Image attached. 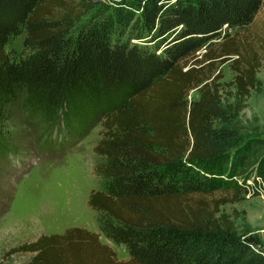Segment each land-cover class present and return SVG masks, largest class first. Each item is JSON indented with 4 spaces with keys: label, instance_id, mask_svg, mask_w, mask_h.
<instances>
[{
    "label": "trees",
    "instance_id": "trees-1",
    "mask_svg": "<svg viewBox=\"0 0 264 264\" xmlns=\"http://www.w3.org/2000/svg\"><path fill=\"white\" fill-rule=\"evenodd\" d=\"M263 3L0 0V156L16 158L6 132L15 110L44 126L45 153L102 127L93 150L103 188L87 199L99 233L41 235L20 249L32 254L24 264H264V244L238 237L220 212L240 200L234 178H264V141L230 127L261 85L264 44L245 32ZM21 35L13 57L7 46ZM227 62L234 100L222 103L214 72Z\"/></svg>",
    "mask_w": 264,
    "mask_h": 264
},
{
    "label": "rangeland",
    "instance_id": "rangeland-1",
    "mask_svg": "<svg viewBox=\"0 0 264 264\" xmlns=\"http://www.w3.org/2000/svg\"><path fill=\"white\" fill-rule=\"evenodd\" d=\"M245 34L253 37L250 45L264 44V3ZM22 42V35L12 38L8 53L18 57L23 51ZM216 74H221L219 82L224 85L220 92L222 103L233 102L225 86L234 76L230 63L217 65ZM256 77L261 83L259 91L250 92L245 108L230 125L247 141H264L263 68ZM196 97L191 90L188 99ZM44 129L38 120L18 110L6 125L16 158L5 160L0 156V264L26 263L32 254L20 249L41 235L62 234L72 227L99 233L96 215L87 206V199L91 191L103 188V180L95 171L103 160L93 150L101 138V125L90 129L76 145L51 153L44 152L48 137L44 136ZM227 190L205 199L229 198L233 191ZM242 190L240 200L221 206L220 212L234 220L238 237H255L264 244V198L248 195L243 187ZM99 240L107 243L119 260L128 259L123 246L113 244L103 235Z\"/></svg>",
    "mask_w": 264,
    "mask_h": 264
},
{
    "label": "built area",
    "instance_id": "built-area-1",
    "mask_svg": "<svg viewBox=\"0 0 264 264\" xmlns=\"http://www.w3.org/2000/svg\"><path fill=\"white\" fill-rule=\"evenodd\" d=\"M238 184L244 188V191L248 195L255 194L257 197L264 198V182L261 177L255 176L249 179H246L244 182L234 178Z\"/></svg>",
    "mask_w": 264,
    "mask_h": 264
},
{
    "label": "crops",
    "instance_id": "crops-1",
    "mask_svg": "<svg viewBox=\"0 0 264 264\" xmlns=\"http://www.w3.org/2000/svg\"><path fill=\"white\" fill-rule=\"evenodd\" d=\"M109 241V240H108ZM106 245H107V243H106Z\"/></svg>",
    "mask_w": 264,
    "mask_h": 264
}]
</instances>
